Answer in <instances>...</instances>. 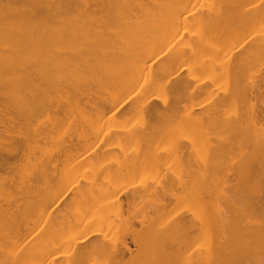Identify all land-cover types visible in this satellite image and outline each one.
Returning a JSON list of instances; mask_svg holds the SVG:
<instances>
[{
    "label": "bare ground",
    "instance_id": "1",
    "mask_svg": "<svg viewBox=\"0 0 264 264\" xmlns=\"http://www.w3.org/2000/svg\"><path fill=\"white\" fill-rule=\"evenodd\" d=\"M262 20L264 0H0V264H58L69 253L61 250L52 256L54 243L74 247L75 264L91 251H102L115 264H180L183 255L182 264H264V69L250 65L264 57V30L256 33L254 26ZM250 66L256 74L248 75ZM219 67L225 68L229 81L216 96L212 73ZM201 74L211 75L210 83H200ZM155 92L168 93L171 99L164 96L160 105L152 99ZM73 96L77 103H71ZM199 96L204 97L196 100ZM210 97L214 101L209 108L198 110ZM237 98L243 108L230 118L220 107ZM61 105L70 119L68 144L41 158L33 156L39 141L50 138L55 119L51 127L24 130L22 140L11 141L15 129L26 128L42 108ZM109 110L119 116L140 110L146 118L138 126L115 121L108 138L98 135L105 139L103 144L80 163L99 167L100 180L95 169L94 178L64 182L63 192L46 194L42 189L39 197L41 184L49 189L58 181L56 174H63L54 168L79 146L73 139L86 137L82 122ZM173 122L176 131L186 128L191 134L190 149L180 140L179 157L172 159L179 168L182 160L188 162L186 176L165 174L171 177L159 185L154 182L155 187H135L122 209L116 190L126 189L128 183L119 187L104 180L109 175L132 178L137 170H104L106 146L130 140L132 148L116 153L114 161L144 159L159 165L170 154L166 148L159 150L158 142L167 140L161 131ZM217 127L227 136L216 135L212 143L195 146L197 133L206 135ZM249 134L253 137L245 152L241 144ZM23 156L33 159L34 173L30 183L19 188L26 196L24 206L12 212L10 207L19 205L5 186L10 182L8 190L19 189L7 173ZM219 171L226 176L219 179ZM38 180L43 181L39 186ZM71 190L72 198L87 200L73 213L68 199L63 213L49 209ZM173 201L184 202L188 213L170 217ZM250 203L253 219L246 220ZM29 212L45 220V228L20 247L15 242L23 235L21 218ZM69 215L75 218L72 234L63 231ZM54 222L66 227L51 228ZM199 228V237L194 236ZM117 231L130 238L134 251L125 239L118 244L109 239ZM92 235L97 238L88 241Z\"/></svg>",
    "mask_w": 264,
    "mask_h": 264
},
{
    "label": "rangeland",
    "instance_id": "2",
    "mask_svg": "<svg viewBox=\"0 0 264 264\" xmlns=\"http://www.w3.org/2000/svg\"><path fill=\"white\" fill-rule=\"evenodd\" d=\"M72 14H76V11H71ZM261 23V24H260ZM255 28H257L256 33H261L264 30V20H262L261 22H257L256 24H254ZM261 26V27H260ZM260 27V29L258 28ZM261 30V32H260ZM255 33V34H256ZM244 47H242L240 50H238L239 52L242 51ZM237 51V52H238ZM236 52V54H237ZM235 55H232V57H234ZM208 56H198V58H206ZM228 57V56H227ZM254 69L256 68L257 71V67L258 69H264V57H259L257 59H254L252 61V63L250 64ZM248 67V70L250 71L248 73V75H254L253 73H255L256 71H254V69H252V67ZM251 68V69H250ZM254 71V72H252ZM183 75L185 74L184 71L182 72ZM182 73H180L179 76H183L181 75ZM207 74H209L208 72H205ZM252 73V74H251ZM200 74V73H199ZM207 74H201L198 75L199 80L201 79L202 82L200 83H206L207 81L209 82L210 78L209 76L211 75H207ZM256 74V73H255ZM197 75V74H196ZM212 75H216V81H214L215 85H214V90L215 91V95L216 96H220V94H222V91L224 90V88L226 87L229 78H228V73L225 70L224 67H219L215 72L212 73ZM248 75H243V80H245ZM184 77V76H183ZM185 77H187V75H185ZM196 78V76H195ZM197 79V78H196ZM199 80L197 79V82H199ZM207 80V81H206ZM211 80V79H210ZM248 81V80H246ZM210 83V82H209ZM207 85V84H206ZM154 95V96H153ZM153 101H156L157 103H159L160 105H162V100L163 97L166 96L167 97V101L169 99H171V96H169L168 93H160V92H155L153 94H151ZM205 96V95H204ZM204 96H199L196 100L202 99ZM214 101V98L212 99V97L208 98L206 103L200 107L198 110L202 111V110H206V108H209L208 106H210L212 104V102ZM77 98L76 96H73L71 98V103H77ZM155 102V103H156ZM187 103V102H184ZM183 103V104H184ZM186 105V104H185ZM188 103H187V107H188ZM221 109H225L228 116L230 118L235 117V115L239 114L241 112V109L243 108V103L241 102L240 99H236L235 101L232 100H227L224 102L223 106L220 107ZM56 109H58V111L56 112ZM197 110V113H198ZM196 112V111H195ZM117 114H114V110H109L106 113L101 114L98 118L97 117H90L88 118L86 121L82 122V124H84L81 128H85L87 130V134L86 137L83 139H80V141H77L75 139H73V143H77L78 142V147L76 150H72L70 153H67L65 156H63L64 158L59 159L56 162V168H54L55 172H62L63 174H56V181L57 183L53 184V185H49V189H46L44 186H41L43 184H41L42 180H38V182L36 183L37 186H39L40 184V189L38 187L37 190H39L37 193L39 194V197L41 196L40 192L43 191L42 189H44V192L47 194L50 191H64V182H72L73 184H77L79 182H84V181H88L89 178H91L95 172H93V170L95 171V169H98L97 171H99V167L98 168H91L88 167L86 164H81L84 161H81L82 159H87L89 157H91L93 155V152H95L99 147H101V145L103 144L102 142L105 140H103L102 138H100L98 135H105L107 138L109 137V129L113 128L114 126H117L115 124V121H120V120H124L126 125L129 126H138L141 124V122L146 118L144 117V114H142L137 110H132V111H126L124 113L123 116H119ZM53 119H55V124L53 125L51 123V121H53ZM69 114L67 112L66 107H64V105H61L59 108H55L54 106H51L49 108H42V110L38 111L36 113V115L32 118L31 122L27 125L26 128H19L17 127L15 130V133L13 134V137L11 139V141L13 143L22 140L23 138V132L24 130H28V129H38V130H45V128H47L50 124V127L53 125V128L51 127L52 131L51 132V136L43 138L42 141H39V148L35 149L32 151L33 156L34 157H39L43 154H46L50 151H54L55 148L60 147L62 144H68V134H69ZM123 123V124H124ZM176 123L173 122L171 124H169V127L165 130H162L161 132L166 133L167 134V140H161L158 142V147L159 150L160 149H168L170 151V154H168V156L165 157V160H162L159 165H155L152 162H147L146 160H141V159H128V160H124V162L122 164H118L116 161H114L112 158H114V155L116 153H120L122 151L123 148H127L130 147L131 142L130 140H123L121 142V144H115V143H111L109 146H106V150L107 152L104 154V158L105 160L103 161V163L105 164L104 170L109 171V172H116L118 169H129L130 167H134L137 172L133 175L132 178H116L114 176H108V178L106 180H104V184H118L119 187L124 186L125 184L128 183L129 187H126V189H117L116 191H120V198L122 201V209H125V201H126V197L127 194L129 193L130 190L134 189L135 187H140L139 185H142L144 183L151 185L158 182H163L165 179L164 177L165 174H171L172 177L174 176H178V173L180 174V176L182 175L184 177L185 173H187V169H188V165L185 166L187 163L184 162V160H182V167L180 165V168L178 167L179 165H177L175 162L172 161V159H174V157H179V151L176 148V145L178 144V142H182L183 143H187L186 146L188 147V138L190 137L191 134L187 133L188 131H190L188 129L185 128V131L182 130L180 131H176L175 129ZM92 132H96V135H92ZM178 132V133H177ZM177 133V135H176ZM227 132L224 128H220L217 127L215 128V130H211L209 132V134H201L198 135V133L194 136L195 139V146L200 147L203 144H207V143H212L213 138L217 135L219 137H226ZM253 134L255 135L254 131ZM253 134H249L247 137V141L245 140L244 142H242L241 146L242 149L246 152L249 147H250V143L251 140L249 139V137L252 139ZM185 135V136H184ZM182 136V137H181ZM188 136V138H187ZM182 138V139H181ZM250 141V143H249ZM249 143V144H248ZM190 149V147H188V150ZM55 152V151H54ZM33 159H31L32 161ZM30 161V162H31ZM81 161V163H80ZM175 161V159H174ZM29 161L26 160V158L23 156L20 160H17L15 162V166L11 169V171H9L7 173V176L9 177V179L12 180V183H14V185L16 186V188H22L25 183H27L31 180V174L34 173V171L31 168V164ZM186 163V164H184ZM165 164H167V166H169V168H165ZM176 164V165H175ZM184 166V167H183ZM109 167V168H107ZM187 167V168H186ZM166 169H170L169 171ZM180 169V170H179ZM183 169V170H182ZM103 170V172H104ZM168 171V172H167ZM54 172V171H53ZM112 172V173H113ZM182 172V174H181ZM100 173V171L98 172ZM226 171H219L216 175L218 176L219 179H222L221 176H226ZM101 174L99 175L98 180H100ZM59 177H58V176ZM171 176H167V177H171ZM186 176V175H185ZM95 176H93L94 178ZM98 177V176H97ZM114 177V178H113ZM186 178V177H185ZM217 178V177H216ZM217 178V179H218ZM61 179V180H60ZM163 180V181H162ZM34 183V182H33ZM39 183V184H38ZM43 183V181H42ZM159 185V183H158ZM156 185L154 184V187ZM153 187V186H152ZM8 189L10 188V182H8L7 186H5V191L8 192H12L13 193V198L16 200V204L19 205L18 208H13L10 207V210H12V212L16 211V210H21L22 207L24 206V203L26 201V196L25 194H23L20 189L16 192L10 191ZM12 190V189H11ZM49 190V191H46ZM45 193L42 192V196L43 194L45 195ZM73 190L64 193V198L63 200H61L56 206H51V208H49L50 210H53L54 212H60L62 210L63 213V205L65 204L64 202L68 199V207L70 209V213H73L78 206H80L84 201L87 200V196H75L72 198L73 195ZM22 206V207H21ZM50 206V205H49ZM68 207H67V211H68ZM53 208V209H52ZM188 207L186 204H184V202L177 204L176 202H172L169 206H168V215H170V217H173L175 215H179V214H187L188 213ZM253 208L250 204L246 205L245 208V212H244V219L246 220H252L253 218V212H252ZM17 212V211H16ZM69 212V211H68ZM116 209H111V213L113 215H115L116 213ZM69 213V214H70ZM61 214V212H60ZM68 215V213H67ZM73 218V219H72ZM64 219H62L63 221ZM60 223L62 222L61 219H59ZM65 221V220H64ZM75 218L72 216H68L66 218V222L67 223V227L65 226V224L63 223V225H61L59 222H54L51 223V228L53 227H58V228H63V226H65L67 229L63 230V231H67L69 232V234L73 233V230H75ZM28 227L30 230V232L25 233L26 231H24V229ZM45 228V220H38L37 217L35 215H32V212L27 213L23 218H21V225H20V229L23 233V235L16 240L15 243H17L18 245H20V247L25 246L29 239L31 237H33L34 233L37 230L41 231ZM19 229V230H20ZM32 231V232H31ZM200 228L197 229L195 231V233L193 232L194 236L198 235L199 237V232ZM36 233V234H37ZM67 234V235H69ZM192 234V236H193ZM66 235V236H67ZM64 236V237H66ZM64 237H60V238H64ZM101 237V236H99ZM97 238V235H92L88 241H91L93 239ZM109 239L113 242V243H119L120 240L125 239V242L128 244L129 248L131 249V251L135 250V246L134 244L131 242L130 238L128 236H125V234L123 232H119L117 231L114 235H109ZM58 240V239H57ZM201 242V243H200ZM199 243L200 247H203L204 242L203 240H201ZM203 242V243H202ZM9 244H11L9 242ZM52 256H54L57 252L61 251V250H68V255L66 257L63 258V260L61 261H57L58 264H75V261L73 260L72 256L74 253V247H69L67 248V246L65 244H55L54 246L50 249ZM184 256V255H183ZM180 258V264L183 263V259L184 257ZM39 263L38 261H32V262H28L25 264H37ZM81 264H115V260L114 258H112L111 256L105 255L102 251H91L89 253H87L85 255V257L81 260Z\"/></svg>",
    "mask_w": 264,
    "mask_h": 264
}]
</instances>
